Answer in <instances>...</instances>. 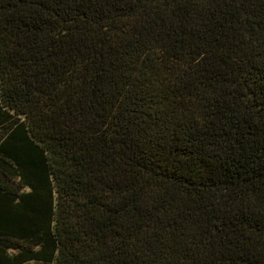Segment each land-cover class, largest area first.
I'll list each match as a JSON object with an SVG mask.
<instances>
[{
	"label": "trees",
	"instance_id": "obj_1",
	"mask_svg": "<svg viewBox=\"0 0 264 264\" xmlns=\"http://www.w3.org/2000/svg\"><path fill=\"white\" fill-rule=\"evenodd\" d=\"M0 264H264V0H0Z\"/></svg>",
	"mask_w": 264,
	"mask_h": 264
}]
</instances>
